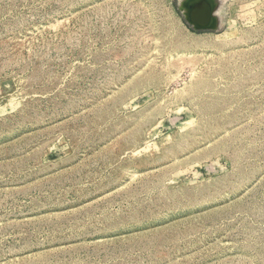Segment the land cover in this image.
Wrapping results in <instances>:
<instances>
[{"label": "rangeland", "instance_id": "rangeland-1", "mask_svg": "<svg viewBox=\"0 0 264 264\" xmlns=\"http://www.w3.org/2000/svg\"><path fill=\"white\" fill-rule=\"evenodd\" d=\"M220 1L0 0V264H264V0Z\"/></svg>", "mask_w": 264, "mask_h": 264}, {"label": "water", "instance_id": "water-1", "mask_svg": "<svg viewBox=\"0 0 264 264\" xmlns=\"http://www.w3.org/2000/svg\"><path fill=\"white\" fill-rule=\"evenodd\" d=\"M217 0H179L178 8L185 22L197 31H212L219 28L220 19L214 13Z\"/></svg>", "mask_w": 264, "mask_h": 264}, {"label": "bare ground", "instance_id": "bare-ground-1", "mask_svg": "<svg viewBox=\"0 0 264 264\" xmlns=\"http://www.w3.org/2000/svg\"><path fill=\"white\" fill-rule=\"evenodd\" d=\"M182 1V0H181ZM218 1V7H216V10H215V14H216V16L218 17L219 16V11H220V9H221V5H222V3H221V1L220 0H217ZM182 12L184 13V10H182ZM218 19H219V17H218Z\"/></svg>", "mask_w": 264, "mask_h": 264}, {"label": "flooded vegetation", "instance_id": "flooded-vegetation-1", "mask_svg": "<svg viewBox=\"0 0 264 264\" xmlns=\"http://www.w3.org/2000/svg\"><path fill=\"white\" fill-rule=\"evenodd\" d=\"M183 18H184V16H183Z\"/></svg>", "mask_w": 264, "mask_h": 264}]
</instances>
